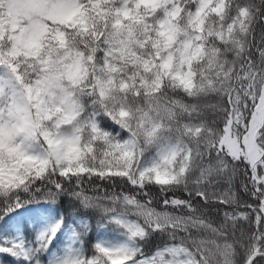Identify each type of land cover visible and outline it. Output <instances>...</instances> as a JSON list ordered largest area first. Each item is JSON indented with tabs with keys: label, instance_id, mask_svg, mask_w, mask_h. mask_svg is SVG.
I'll use <instances>...</instances> for the list:
<instances>
[{
	"label": "snow or ice",
	"instance_id": "obj_1",
	"mask_svg": "<svg viewBox=\"0 0 264 264\" xmlns=\"http://www.w3.org/2000/svg\"><path fill=\"white\" fill-rule=\"evenodd\" d=\"M0 264H264V0H0Z\"/></svg>",
	"mask_w": 264,
	"mask_h": 264
},
{
	"label": "rangeland",
	"instance_id": "obj_2",
	"mask_svg": "<svg viewBox=\"0 0 264 264\" xmlns=\"http://www.w3.org/2000/svg\"><path fill=\"white\" fill-rule=\"evenodd\" d=\"M33 215L31 213L25 212V216ZM48 214H42L36 217L37 220V226H42L46 222V217Z\"/></svg>",
	"mask_w": 264,
	"mask_h": 264
},
{
	"label": "trees",
	"instance_id": "obj_3",
	"mask_svg": "<svg viewBox=\"0 0 264 264\" xmlns=\"http://www.w3.org/2000/svg\"><path fill=\"white\" fill-rule=\"evenodd\" d=\"M23 215H25V213H23ZM5 259H9V258L6 257Z\"/></svg>",
	"mask_w": 264,
	"mask_h": 264
}]
</instances>
